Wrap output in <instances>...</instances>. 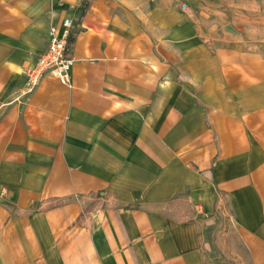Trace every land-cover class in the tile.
Listing matches in <instances>:
<instances>
[{
  "label": "crops",
  "instance_id": "obj_1",
  "mask_svg": "<svg viewBox=\"0 0 264 264\" xmlns=\"http://www.w3.org/2000/svg\"><path fill=\"white\" fill-rule=\"evenodd\" d=\"M256 2L0 0V264H264Z\"/></svg>",
  "mask_w": 264,
  "mask_h": 264
},
{
  "label": "built area",
  "instance_id": "obj_2",
  "mask_svg": "<svg viewBox=\"0 0 264 264\" xmlns=\"http://www.w3.org/2000/svg\"><path fill=\"white\" fill-rule=\"evenodd\" d=\"M185 6L182 5L183 8ZM73 26V19L66 17L59 24L50 27L47 49L40 54L36 64L27 71L26 93L37 88L45 74H51L64 84H71V70L75 62L70 41ZM6 195L7 193L0 188V197Z\"/></svg>",
  "mask_w": 264,
  "mask_h": 264
},
{
  "label": "rangeland",
  "instance_id": "obj_3",
  "mask_svg": "<svg viewBox=\"0 0 264 264\" xmlns=\"http://www.w3.org/2000/svg\"><path fill=\"white\" fill-rule=\"evenodd\" d=\"M249 9V18L250 25L247 27L246 35L254 42L261 41L264 43V0H257L256 3H253V6L250 8H244L248 11ZM217 264H234L233 261L228 259L225 256L219 257Z\"/></svg>",
  "mask_w": 264,
  "mask_h": 264
}]
</instances>
